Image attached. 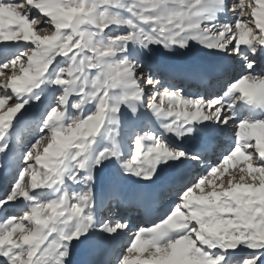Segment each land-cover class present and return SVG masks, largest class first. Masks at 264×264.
Masks as SVG:
<instances>
[{"label": "snow or ice", "instance_id": "snow-or-ice-1", "mask_svg": "<svg viewBox=\"0 0 264 264\" xmlns=\"http://www.w3.org/2000/svg\"><path fill=\"white\" fill-rule=\"evenodd\" d=\"M197 46L238 65L211 95L151 62ZM225 130L215 162L182 147ZM7 161L0 264H76L86 245L87 264H264V0H0V170ZM190 164L202 171L185 179ZM108 170L109 201L141 206L124 185L169 170L174 199L140 224L103 216Z\"/></svg>", "mask_w": 264, "mask_h": 264}, {"label": "rangeland", "instance_id": "rangeland-1", "mask_svg": "<svg viewBox=\"0 0 264 264\" xmlns=\"http://www.w3.org/2000/svg\"><path fill=\"white\" fill-rule=\"evenodd\" d=\"M156 61L161 62L160 65H161L162 69H160V70L154 69V71L160 77L164 78V76L166 74H170L171 78L174 79L175 83L182 84L185 89L188 87L185 86V84L183 83L184 81H182V78L177 79V76L180 74L184 75V77L186 79H190L192 77L191 81H194V82L199 81L202 78H204V82H205V79L207 77L208 78L212 77V80H213V75L218 76L219 74H221L222 76L220 77L221 78L220 81H222L226 78H231L235 74L234 69L238 68V65L230 66L227 68H225L224 66L223 67H221V66L217 67L215 64L216 59L213 57L205 55L204 52H202V51H199L198 46L194 47L193 49H191L189 51H180V52H176V53H172V54L165 53L163 50H160L159 52L154 53L153 57L151 58L152 63H155ZM185 67H188L191 70L196 69L198 72H199V69L200 70L202 69V75H200L198 77V80H197V79H193L194 75H192L191 72L183 71L182 73L178 74V72L181 71ZM232 72H234V73H232ZM204 74H206V75H204ZM214 79H216V78L214 77ZM213 83H214V85L212 84V87H211L212 91L210 93H207V95L208 94L211 95L217 91V86L219 83H218V81H214V80H213ZM186 90L189 92H193V93L203 94L201 91L191 90V88H190V90L189 89H186ZM209 90H210V88H207L206 91L208 92ZM42 108H43V105H40V106L34 105L33 107L28 109L27 115L29 116V118H31L33 116H38L40 111L42 110ZM30 131L31 130L28 127V122L25 121L20 126L19 132H18V137H19V140L21 143H23L25 140L28 139V136H30ZM206 136H207V132H204L196 140L185 141L184 144L182 145V147L187 148L188 150L194 152L195 149L193 150L191 148H195L199 144H201V146H204V143H206V141L208 140L206 138ZM219 137H220V140L218 139ZM224 138H228V142L226 144L223 143ZM216 139L219 140L217 142H219L221 144L220 146H217V145L214 146ZM212 140H214V142L212 141L213 147L215 149L218 147L220 151L218 150L214 154V153L209 152V150L204 151L203 147H199L200 148L199 151L196 150V152H199L201 154V156L205 159L206 163L215 162L219 153L229 147V145L231 143L230 133L227 130L221 131L220 134L217 132V135ZM190 142H193L192 144L194 146H192V145L189 146ZM208 146H209L208 148H210V144H208ZM199 148H197V149H199ZM201 148H203V149H201ZM6 163L8 166L5 167L4 169L0 170V183L2 182L0 184V193H2L4 191V190L1 191V188L5 189L8 186V178H9L8 173H9L10 168L12 167L10 161H7ZM113 171L114 170H108V171L100 174V176L98 178L97 191L100 193V196L103 198V203L100 205V214L104 213V216L109 215L108 208L112 207L114 211L118 212L122 216H126L127 218L132 219L134 221V223H136V224L142 223L143 220H139L142 218L140 215H137V218L134 219V218H132V215H133L132 213H131V215L128 214L129 211H128L127 205L123 206L122 204H120V206H119V203L117 200L109 201L107 196H105L103 188H104V185L111 179ZM172 171L173 170H169L167 173H165L161 177V179L159 181H157V184L148 185L149 187L152 186V188H157L158 186L162 188V191L160 193V195H161L160 202L155 203L156 206H159V208L165 202V198L167 197V195L171 194V192L168 190V188L166 186L169 185L171 183V181L177 176V174H173ZM188 171L189 172H188L187 176L184 177L183 175H181V174L180 175L183 176V178L187 179V178H190L191 176L199 174L202 171V169H201V167H199L197 165L191 164ZM4 184H5V186H4ZM143 186L144 185H142V187ZM124 187H125V190L128 192H131V193L137 192L136 186L134 184H132L131 182L126 183L124 185ZM163 187H164V189H163ZM136 194H138V193H136ZM138 195H140V194H138ZM172 198H173V196L171 197V199ZM149 202L150 201L146 202V204H149ZM166 206L167 205H165V207ZM136 208H138V207H132L131 211L136 212V210H138ZM162 209L163 208L160 209V212ZM160 212H158L154 215H151L149 217L144 216V220L150 219V217H154L155 215H158ZM93 255H94L93 247L90 245H86V246H82L80 249H78L74 259H75L76 264H87V262L93 258Z\"/></svg>", "mask_w": 264, "mask_h": 264}, {"label": "bare ground", "instance_id": "bare-ground-1", "mask_svg": "<svg viewBox=\"0 0 264 264\" xmlns=\"http://www.w3.org/2000/svg\"><path fill=\"white\" fill-rule=\"evenodd\" d=\"M228 64V67H230V66H235V64H232L231 62H224V61H218L217 59H216V61H215V64H216V66L217 67H223L225 64ZM153 64V68L156 70V69H162L161 68V62H158V61H156L155 63H152ZM214 64V65H215ZM213 65V66H214ZM213 68V67H212ZM199 69V68H198ZM214 69V68H213ZM211 70V69H210ZM183 71H187V72H191L192 73V75H194V77H193V79H197L198 80V77L200 76V75H202V69L200 70L199 69V72L196 70V69H194V70H191V69H189L188 67H185V68H183L181 71H179L178 72V74H180V73H182ZM209 71V70H208ZM207 71V72H208ZM204 75H206V74H204ZM208 75V74H207ZM186 79L185 77H184V75H182V74H180V75H178L177 76V79ZM192 78V77H191ZM191 78H190V81H191ZM206 78V77H205ZM208 78V77H207ZM206 78V79H207ZM206 79H205V81H206ZM214 80V79H213ZM217 132L220 134V132L221 131H214V132H211V133H209V132H207V136H206V138L208 139L207 141H206V143H204V146H201V144H199L198 146H196L195 148H191V149H195V151L194 152H196V150L197 151H199L200 150V148L199 147H203L204 149L207 147H209L208 146V144H212L213 142H214V140H212V139H214V137L217 135ZM28 138H29V136H28ZM213 141V142H212ZM228 142V138H224L223 139V143L224 144H226ZM193 142H190L189 143V146L190 145H192V146H194L193 144H192ZM197 148H199V149H197ZM203 148H201V149H203ZM210 150V149H209ZM210 151H212V149L210 150ZM191 165V164H190ZM190 165H187V166H184V168L181 170V172H180V174L181 175H183L184 177L185 176H187V174H188V170H189V168H190ZM173 172V174H177L176 172H174V171H172ZM109 182V181H108ZM107 182V183H108ZM172 182V181H171ZM2 183V182H1ZM0 183V184H1ZM106 183V184H107ZM167 183V182H166ZM105 184V185H106ZM105 185H104V188H105ZM136 186V190H137V192H134V193H138V194H140V196L142 197V199H143V203H142V205L141 206H139L141 209H142V212H143V214H145L144 216H146V217H149V216H151V215H154V214H156V213H158V212H160V209L161 208H164L165 207V205H167L168 203H169V201L171 200V197L173 196L172 194H170V195H167V197L165 198V202L163 203V205L159 208V206H156V204L155 203H157V202H160V198H161V195H160V193H161V191H162V188L161 187H157V188H152V186L151 187H149L148 185H144L143 187H142V185L140 186V185H135ZM163 186V185H162ZM104 188H103V190H104ZM135 188V187H134ZM161 188V189H160ZM163 189H164V187H163ZM104 194H105V196H106V193H105V191H104ZM172 199H174V197L172 198ZM148 201H150L149 202V204H146V202H148ZM122 202H125V204L127 203L126 201H118V203H119V206H120V204L122 203ZM127 206H128V203L126 204ZM118 207V206H117ZM148 209V211H146L145 209ZM158 209V210H157ZM162 211V210H161ZM101 215H103L104 216V213H102Z\"/></svg>", "mask_w": 264, "mask_h": 264}]
</instances>
